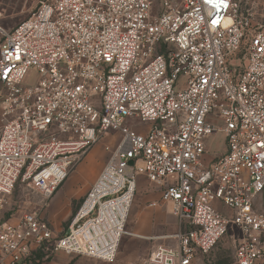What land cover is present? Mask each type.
<instances>
[{
  "label": "built area",
  "instance_id": "1",
  "mask_svg": "<svg viewBox=\"0 0 264 264\" xmlns=\"http://www.w3.org/2000/svg\"><path fill=\"white\" fill-rule=\"evenodd\" d=\"M244 1L38 0L0 26V197L22 181L51 199L121 135L62 236L39 212L0 222V264L45 248L114 263L139 176L180 225L147 264H193L227 236L234 264L264 263V21ZM216 132L226 152L208 161Z\"/></svg>",
  "mask_w": 264,
  "mask_h": 264
},
{
  "label": "rangeland",
  "instance_id": "2",
  "mask_svg": "<svg viewBox=\"0 0 264 264\" xmlns=\"http://www.w3.org/2000/svg\"><path fill=\"white\" fill-rule=\"evenodd\" d=\"M37 2L38 0H0V11L4 12V17L0 18V26L7 32H11L13 27L28 17L29 13L37 6ZM243 14L252 15L254 23L263 22L264 0H245ZM5 122L0 106V128L3 127ZM221 125V123H217V127ZM126 126L141 134L147 133L150 129L149 124L141 123L134 118L127 119ZM120 140L121 135L114 132L110 133L109 137L101 140L89 155L77 164L67 182L49 200L34 191L28 183L18 182L10 195L0 197V222H17L26 212H39L56 234L62 236L68 230L84 200L83 197L80 201L72 203L69 200L70 194L68 193L73 191L77 193L86 188V185L96 174L99 163L104 160V165H106ZM223 141L224 135L220 132H216L212 138L207 139L206 160L209 161V159L219 157ZM146 184L147 187L145 188V186L138 183V192H136L126 223L125 234L121 239L114 263H106L87 256L67 255L45 248L33 252L24 259L22 264H147V260L156 245L171 246L174 244L167 237L174 235L179 230L180 225L169 204L159 203L156 208L147 206L148 203L145 201V197L147 195L156 196L158 188L151 191L148 181H146ZM216 206L224 214L228 215L230 213L227 207L218 203ZM153 209L155 211L152 213V217L142 215L145 211L149 212ZM163 215L165 222L164 225L160 226ZM151 225L160 227L151 228ZM142 226H146V228L140 229ZM161 237L165 238L159 239ZM234 261V247L230 237L227 236L210 254L200 255L193 264H234Z\"/></svg>",
  "mask_w": 264,
  "mask_h": 264
},
{
  "label": "crops",
  "instance_id": "3",
  "mask_svg": "<svg viewBox=\"0 0 264 264\" xmlns=\"http://www.w3.org/2000/svg\"><path fill=\"white\" fill-rule=\"evenodd\" d=\"M14 28V27H13ZM2 109V108H1ZM2 128V127H1ZM0 128V135H1V129ZM226 152V145H225V137H224V141H223V147H222V149H221V151H220V155L219 156H221V155H223L224 153ZM215 158H217V157H215ZM105 167V165H104V160H102L100 163H99V166H98V168H97V172H96V174L92 177V179H91V181L86 185V188L84 189V190H82V191H80V192H77V193H75L74 191L73 192H69L68 194H70V197H69V200L73 203V202H78V201H80L83 197H84V199H85V197H86V195L88 194V192L90 191V189L92 188V186L94 185V183L96 182V180H97V178L99 177V175H100V173L102 172L101 171V169L102 168H104ZM103 170V169H102ZM101 171V172H100ZM100 172V173H99ZM148 181L144 176H139L138 177V183L141 185V186H145V188L147 187V184H146V181ZM66 182H67V180H66ZM65 182V183H66ZM149 182V181H148ZM64 183V184H65ZM150 184V183H149ZM150 186H151V191H154V189L156 190L158 187H156V186H153L152 184H150ZM145 188H143V190H145ZM138 190V189H137ZM150 191V192H151ZM138 192V191H137ZM149 193V192H148ZM161 189L160 188H158L157 189V191H156V196H146L145 197V201L148 203L147 204V206L149 207V208H156V207H151L150 206V204H152V203H154V202H157L158 204L159 203H161L160 202V200H161ZM171 206V205H170ZM158 207V206H157ZM159 210V209H158ZM155 211V209H153V210H151V211H145L144 213H142V215H144V217H148V216H153V212ZM154 218V217H153ZM162 223H161V225L160 226H162V225H164V222H165V217H164V215H163V219H162V221H161ZM160 226H158V225H155V226H152L151 225V228L152 227H160ZM143 227H145L146 228V226H142V227H140V229H143ZM163 238H165V237H161V238H159V239H163ZM259 264H264V263H259Z\"/></svg>",
  "mask_w": 264,
  "mask_h": 264
},
{
  "label": "bare ground",
  "instance_id": "4",
  "mask_svg": "<svg viewBox=\"0 0 264 264\" xmlns=\"http://www.w3.org/2000/svg\"><path fill=\"white\" fill-rule=\"evenodd\" d=\"M167 238H171V237H167Z\"/></svg>",
  "mask_w": 264,
  "mask_h": 264
}]
</instances>
